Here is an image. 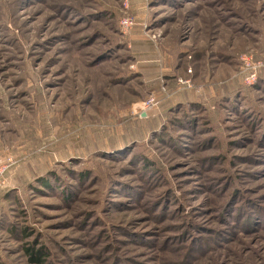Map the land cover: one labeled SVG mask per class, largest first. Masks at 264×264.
I'll use <instances>...</instances> for the list:
<instances>
[{
	"label": "rangeland",
	"instance_id": "374dc122",
	"mask_svg": "<svg viewBox=\"0 0 264 264\" xmlns=\"http://www.w3.org/2000/svg\"><path fill=\"white\" fill-rule=\"evenodd\" d=\"M0 149V264H264V0H0Z\"/></svg>",
	"mask_w": 264,
	"mask_h": 264
},
{
	"label": "built area",
	"instance_id": "2783aa9c",
	"mask_svg": "<svg viewBox=\"0 0 264 264\" xmlns=\"http://www.w3.org/2000/svg\"><path fill=\"white\" fill-rule=\"evenodd\" d=\"M125 24L129 25L130 23H129V21H125ZM242 59L246 60L247 57L243 56ZM256 67L257 66H255L254 68H256ZM14 164H15V160H14L13 156L4 155L3 152L0 149V187L4 183L5 176H6L7 172H8V170Z\"/></svg>",
	"mask_w": 264,
	"mask_h": 264
},
{
	"label": "trees",
	"instance_id": "16d2710c",
	"mask_svg": "<svg viewBox=\"0 0 264 264\" xmlns=\"http://www.w3.org/2000/svg\"><path fill=\"white\" fill-rule=\"evenodd\" d=\"M27 253L29 254V258L34 263H42L43 262V254L35 251L34 248H27Z\"/></svg>",
	"mask_w": 264,
	"mask_h": 264
}]
</instances>
